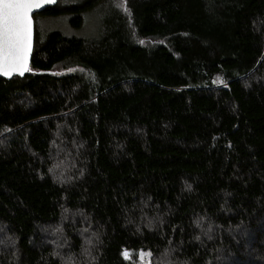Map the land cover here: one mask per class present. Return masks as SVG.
<instances>
[{
  "label": "trees",
  "instance_id": "trees-1",
  "mask_svg": "<svg viewBox=\"0 0 264 264\" xmlns=\"http://www.w3.org/2000/svg\"><path fill=\"white\" fill-rule=\"evenodd\" d=\"M122 1L0 78V264H264V0Z\"/></svg>",
  "mask_w": 264,
  "mask_h": 264
},
{
  "label": "snow or ice",
  "instance_id": "snow-or-ice-1",
  "mask_svg": "<svg viewBox=\"0 0 264 264\" xmlns=\"http://www.w3.org/2000/svg\"><path fill=\"white\" fill-rule=\"evenodd\" d=\"M52 0H0V74L23 75L28 71L35 9ZM127 256L128 253H125Z\"/></svg>",
  "mask_w": 264,
  "mask_h": 264
},
{
  "label": "rangeland",
  "instance_id": "rangeland-1",
  "mask_svg": "<svg viewBox=\"0 0 264 264\" xmlns=\"http://www.w3.org/2000/svg\"><path fill=\"white\" fill-rule=\"evenodd\" d=\"M61 3L68 4V0H61ZM111 9L116 11L122 10V0H109ZM111 11V10H110ZM108 9L103 7L95 8L94 10L83 15V24L81 27H73L70 23V15H58L55 17L41 16L36 19V25L41 35H44L48 31H58L66 36H79V37H91L96 36L102 31L103 23L106 17L110 14ZM124 12V11H123ZM37 15V14H36ZM34 17V23H35ZM78 70V69H77ZM71 71V69H70ZM125 253H128L126 256ZM124 253V257L133 260L136 264H153L155 259L148 251L134 252L128 250ZM165 257L158 258V261L163 260Z\"/></svg>",
  "mask_w": 264,
  "mask_h": 264
},
{
  "label": "water",
  "instance_id": "water-1",
  "mask_svg": "<svg viewBox=\"0 0 264 264\" xmlns=\"http://www.w3.org/2000/svg\"><path fill=\"white\" fill-rule=\"evenodd\" d=\"M58 0H52V2L48 3H43V6L40 7L39 9H35L33 10V12L31 13V17H32V43H31V51L28 55V60H27V64H28V68H29V65H30V61H31V55H32V49H33V43H34V20H33V15L36 14V13H40L42 12L43 10H45L46 8L48 7H51L53 5H55L57 3ZM28 71H25L23 75H20L18 73H13L12 75L10 76H4L3 74H0V78H4V79H10L11 77L13 76H19V77H22L24 76Z\"/></svg>",
  "mask_w": 264,
  "mask_h": 264
},
{
  "label": "flooded vegetation",
  "instance_id": "flooded-vegetation-1",
  "mask_svg": "<svg viewBox=\"0 0 264 264\" xmlns=\"http://www.w3.org/2000/svg\"><path fill=\"white\" fill-rule=\"evenodd\" d=\"M36 14H37V13H36ZM34 15H35V14H34ZM34 15H33V16H34ZM33 20H34V19H33Z\"/></svg>",
  "mask_w": 264,
  "mask_h": 264
}]
</instances>
